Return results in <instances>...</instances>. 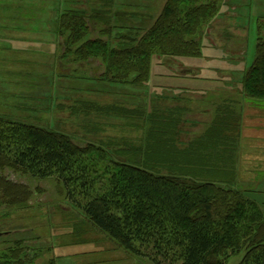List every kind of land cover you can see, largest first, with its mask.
Segmentation results:
<instances>
[{
	"label": "rangeland",
	"instance_id": "374dc122",
	"mask_svg": "<svg viewBox=\"0 0 264 264\" xmlns=\"http://www.w3.org/2000/svg\"><path fill=\"white\" fill-rule=\"evenodd\" d=\"M165 2L7 0V18L0 13V117L64 134L81 145H98L116 160L134 164L142 160L135 149L153 145L163 149L159 143L151 144L152 115L171 117L176 128L172 138L176 148L183 149L197 136L191 132L201 128L203 120L206 127L216 114H232L234 123L222 126L224 134L238 141L232 146V188L245 191L264 215V130L253 129L264 128V109L244 96L241 85L258 39L264 40V0H219L217 15L197 37L201 55L167 61L154 55L142 87L99 80L100 62L78 64L63 55L66 34L60 37L56 27L60 13L70 9L91 13V37L109 31L111 37L103 39L121 48L123 44L114 39L141 37ZM96 15L103 21L95 20ZM15 58L18 61L12 64ZM185 86L199 90L176 92ZM156 95L174 100L173 108L148 118V101ZM184 95L191 97L185 105L180 102ZM129 149L134 150L132 156L123 154ZM0 178L11 185L0 191V256L20 246L29 264H150L126 254L92 226L55 179L31 178L9 166L0 168ZM243 253L225 264H238Z\"/></svg>",
	"mask_w": 264,
	"mask_h": 264
},
{
	"label": "trees",
	"instance_id": "16d2710c",
	"mask_svg": "<svg viewBox=\"0 0 264 264\" xmlns=\"http://www.w3.org/2000/svg\"><path fill=\"white\" fill-rule=\"evenodd\" d=\"M218 8L219 0H166L141 37L114 39L123 44L121 48L103 39L111 37L106 30L93 39L89 23L94 18L82 10L60 13L56 27L60 37L66 34L64 56L78 64L100 62L99 80L142 87L154 55L165 61L201 55L197 37ZM241 85L244 96L264 109L261 38ZM170 118L150 117L155 127L151 144L159 143L163 149L156 145L135 149L142 160L131 164L116 160L98 145H81L64 134L0 117V168L9 166L35 179H55L65 198L92 226L126 254L150 264H225L241 252L238 264H264L262 209L245 191L232 188V146L238 141L224 134L222 126L234 123V115L216 114L183 149L176 148L166 129L172 125ZM131 149L122 153L132 156ZM8 186L0 178V191L6 192ZM23 253L20 246L8 248L0 264H29Z\"/></svg>",
	"mask_w": 264,
	"mask_h": 264
},
{
	"label": "crops",
	"instance_id": "0c3cea01",
	"mask_svg": "<svg viewBox=\"0 0 264 264\" xmlns=\"http://www.w3.org/2000/svg\"><path fill=\"white\" fill-rule=\"evenodd\" d=\"M2 8H4V10L5 11H2ZM6 8H7V0H0V13H6V18H7V10H6ZM236 17H237V14H236ZM4 22H7V20L6 21H4ZM3 22V23H4ZM4 31H6V29H3ZM16 35L18 36V37H21L20 35H22L21 33H19V32H17L16 33ZM13 36H15V33L13 34ZM13 36H10L11 38H13ZM23 36V35H22ZM4 38H7V36H4ZM3 38V39H4ZM6 42V41H5ZM6 44H7V42H6ZM32 45H34L35 46V44H32ZM218 48V47H217ZM1 54H3V53H1ZM7 54V53H6ZM15 54V53H14ZM10 58H12V57H10ZM12 60V59H11ZM18 60L15 58V60H14V62H12V64L13 63H16ZM21 62V61H20ZM25 63H27L26 61H24ZM182 73H184V71L182 72ZM168 87H173V86H171V85H169ZM167 89V88H166ZM167 90H169V91H176V90H173V89H167ZM198 90L199 89H195V88H189V87H187V86H185V87H182L181 89H177V91L176 92H180L181 91V93L182 92H189V91H193V92H198ZM169 91H166L167 93L169 92ZM171 95V94H170ZM170 95H168V96H170ZM163 96H166V95H163ZM167 97V96H166ZM170 97H175V96H170ZM171 99H173V98H171ZM189 99H191V97L190 96H188V95H184L180 100V102H184V104L183 105H185L186 103H187V100H189ZM164 100V101H163ZM173 101L174 100H167V98L166 99H162V96L161 95H156V96H150V100L148 101V103H149V105H148V118H149V116H150V114H152V113H154L155 114V111H164V112H166V111H169V109H171L172 110V108H173V105H174V103H173ZM164 103H165V105H164ZM151 105V106H150ZM184 108V107H183ZM151 110V111H150ZM156 115V114H155ZM155 115H152V117H154ZM250 117H253V116H248V119L249 120H255V119H250ZM256 118V117H255ZM259 119V118H258ZM203 120V119H202ZM260 120H261V118H260ZM200 124V126H201V128H197L196 129V131H193V132H191V136H195V135H197V136H199L202 132H204L205 131V129L209 126V125H207L206 127H203V126H205V121L203 120V122L202 123H199ZM149 125H151V131H150V133L151 132H154L153 130L155 129V127H154V129H153V126H152V124L149 122ZM196 125V124H195ZM172 126V125H171ZM171 126H169V128L167 127L166 129L168 130V132H170L169 134H172L173 132H175L176 131V128L174 127L173 128V126L171 127ZM153 129V130H152ZM253 129H255V130H257V131H263L264 130V128H259V129H257V128H253ZM155 133V132H154ZM195 133V134H194ZM166 134H167V132H166ZM166 136H168V135H166ZM196 136V137H197ZM196 137H193L191 140H194ZM191 140H189V141H191ZM189 141H187V142H189ZM238 150H239V148H238Z\"/></svg>",
	"mask_w": 264,
	"mask_h": 264
}]
</instances>
